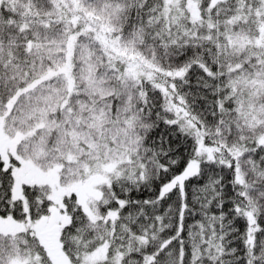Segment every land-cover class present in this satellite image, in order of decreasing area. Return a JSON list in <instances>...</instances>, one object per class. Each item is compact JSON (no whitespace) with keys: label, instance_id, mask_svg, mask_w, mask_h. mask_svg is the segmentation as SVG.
Instances as JSON below:
<instances>
[{"label":"snow or ice","instance_id":"obj_1","mask_svg":"<svg viewBox=\"0 0 264 264\" xmlns=\"http://www.w3.org/2000/svg\"><path fill=\"white\" fill-rule=\"evenodd\" d=\"M0 264H264V0H0Z\"/></svg>","mask_w":264,"mask_h":264}]
</instances>
